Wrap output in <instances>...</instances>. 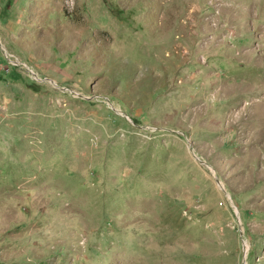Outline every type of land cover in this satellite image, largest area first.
<instances>
[{
  "label": "rangeland",
  "instance_id": "obj_1",
  "mask_svg": "<svg viewBox=\"0 0 264 264\" xmlns=\"http://www.w3.org/2000/svg\"><path fill=\"white\" fill-rule=\"evenodd\" d=\"M0 264H264V0H0Z\"/></svg>",
  "mask_w": 264,
  "mask_h": 264
},
{
  "label": "water",
  "instance_id": "obj_2",
  "mask_svg": "<svg viewBox=\"0 0 264 264\" xmlns=\"http://www.w3.org/2000/svg\"><path fill=\"white\" fill-rule=\"evenodd\" d=\"M219 182V181H218ZM219 185H220V183H219ZM221 190L223 191V189L221 188ZM225 195V194H224ZM226 196V195H225Z\"/></svg>",
  "mask_w": 264,
  "mask_h": 264
}]
</instances>
